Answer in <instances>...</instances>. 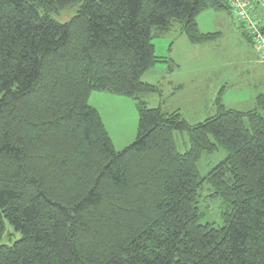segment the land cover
Masks as SVG:
<instances>
[{"label": "trees", "instance_id": "trees-1", "mask_svg": "<svg viewBox=\"0 0 264 264\" xmlns=\"http://www.w3.org/2000/svg\"><path fill=\"white\" fill-rule=\"evenodd\" d=\"M247 1L264 35V8ZM77 3L66 23L50 18ZM208 10L230 13L251 45L229 0H0V264H264V94L242 112L219 93L192 126L142 98L157 92L141 81L161 62L153 38L176 26L191 45L217 40L196 22ZM94 92L133 100L131 145L115 149ZM219 149L200 176L202 153ZM203 184L221 200L218 226L201 223Z\"/></svg>", "mask_w": 264, "mask_h": 264}, {"label": "rangeland", "instance_id": "rangeland-1", "mask_svg": "<svg viewBox=\"0 0 264 264\" xmlns=\"http://www.w3.org/2000/svg\"><path fill=\"white\" fill-rule=\"evenodd\" d=\"M80 3L51 13V19L66 23L75 15ZM264 25V9L260 10ZM202 33H220V37L202 45L193 54L178 27L160 38H153L155 56L161 62L141 77L156 87L157 92L142 98L149 108L161 107L165 112L178 111L189 124L194 125L214 115L215 101L221 93V104L237 111L254 108V99L264 94V57L244 39L242 29L225 11L202 12L197 18ZM155 33V29L152 30ZM193 56V57H192ZM165 60V61H164ZM181 86V88H179ZM88 105L96 109L116 150L131 145L137 136L138 117L133 100L105 92L91 94ZM177 150L183 153L189 147L186 132L174 133ZM225 153L219 149L213 154L202 153L197 169L200 176L207 172ZM198 207L205 213L201 223L221 224V200L213 190L203 184L199 192Z\"/></svg>", "mask_w": 264, "mask_h": 264}, {"label": "built area", "instance_id": "built-area-1", "mask_svg": "<svg viewBox=\"0 0 264 264\" xmlns=\"http://www.w3.org/2000/svg\"><path fill=\"white\" fill-rule=\"evenodd\" d=\"M232 3L235 12L239 19L243 21V24L247 28V32L250 34L251 45L255 52H257L261 57H264V35L260 32V27H258L255 17L253 15L254 6L248 3L247 0H229ZM258 6L264 8V0L255 1Z\"/></svg>", "mask_w": 264, "mask_h": 264}, {"label": "crops", "instance_id": "crops-1", "mask_svg": "<svg viewBox=\"0 0 264 264\" xmlns=\"http://www.w3.org/2000/svg\"><path fill=\"white\" fill-rule=\"evenodd\" d=\"M197 25H198V28H199V23L197 22ZM186 44H189L188 43V41L186 40ZM188 46H192V47H189V51L193 54L194 52H196V51H198L199 49L198 48H200L202 45H191V44H189ZM193 57V56H192ZM261 76L263 77V79H264V75L263 74H261ZM179 88H181V86H179Z\"/></svg>", "mask_w": 264, "mask_h": 264}]
</instances>
